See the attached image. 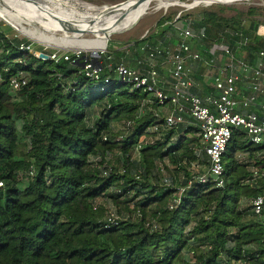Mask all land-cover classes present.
Here are the masks:
<instances>
[{
	"label": "trees",
	"instance_id": "trees-1",
	"mask_svg": "<svg viewBox=\"0 0 264 264\" xmlns=\"http://www.w3.org/2000/svg\"><path fill=\"white\" fill-rule=\"evenodd\" d=\"M183 23L160 20L141 41L163 40ZM192 23L207 32L199 48L204 57L220 43L238 51L236 33L252 38L247 55L264 49L256 35L262 21L248 28L204 13ZM6 35L0 22V264H264V212L255 215L242 204L263 193L264 179L250 180L264 161L246 132L233 134L223 188L195 183L187 189L199 162L198 129L188 123L167 129V111L155 95L117 79L115 68L130 56L41 60L20 50L30 41ZM86 59L101 64L99 81L86 76ZM13 78L26 85L14 90ZM198 89L191 92H214ZM113 156L120 167L111 166ZM207 161L204 156L200 164ZM160 164L176 176H166ZM159 175L164 186L150 179L160 182ZM102 200L127 218L120 214L111 224L113 212L107 215Z\"/></svg>",
	"mask_w": 264,
	"mask_h": 264
},
{
	"label": "built area",
	"instance_id": "built-area-1",
	"mask_svg": "<svg viewBox=\"0 0 264 264\" xmlns=\"http://www.w3.org/2000/svg\"><path fill=\"white\" fill-rule=\"evenodd\" d=\"M178 20L180 18L175 22ZM177 33L178 43L173 46L160 42L155 45L147 41H141L139 44L129 43L124 50L128 53L132 51L137 55L138 68L133 69L123 63L118 65L114 72L120 82L129 83L134 89H144L155 95L161 108L167 111L165 125L167 129L187 123L198 129L199 147L195 148V155L199 162L192 164L193 174L187 189L193 187L195 183H211L216 188H223L225 185L223 160L236 130L246 132L250 143L262 148L260 156L264 161V121L257 114L250 112V108L255 106L264 94V49L255 53L256 64L252 66L237 55L240 50L252 44V38L242 33L231 32L239 38L238 51L234 52L225 43L215 44L210 49V53L220 50L225 60L214 57L205 58L198 48L203 47L200 41L207 38L205 29L195 31L192 20L187 19L177 28ZM256 35L264 39V23L258 25ZM15 38L18 36L16 35ZM105 49L90 57L99 59L103 55L106 56L108 53L103 52ZM20 50L29 52L41 60L45 59H42L40 55L46 54L49 56L47 60L56 62L62 59L71 61L73 57L81 59L83 56V53L69 55L38 51L34 43L29 45L23 43ZM163 58L165 60L161 61ZM221 61L222 65H218L217 63ZM165 64L168 65L166 69H163ZM197 64L214 68L212 87L214 92L211 94L197 96L191 92L193 88H197L193 74ZM83 65L87 77L95 81L100 80L102 71L100 63L93 64L86 59ZM163 72L168 74L163 75ZM246 73L252 74L249 93L239 98V86L244 82ZM162 75L167 79L162 78ZM110 82V78H107L106 83ZM25 85L26 81L16 78L10 82L14 90H20ZM161 85L163 87L160 88ZM186 116L190 117V122ZM153 130L157 131V127ZM146 142L144 137L140 140V145L136 148L137 155L141 145ZM204 156L208 158V161L206 164H200ZM159 168L161 172H165V164H160ZM252 173L250 183L264 179V169L261 167H254ZM108 174L109 171L105 170L104 175L108 176ZM137 179L140 180V176H137ZM165 183L169 186L172 182L166 178ZM3 186L4 183L0 181V187ZM262 189L263 193L250 202L255 215H262L264 212V185ZM184 190L183 188L182 191ZM119 220L121 218L114 212L109 218L111 224H117Z\"/></svg>",
	"mask_w": 264,
	"mask_h": 264
},
{
	"label": "rangeland",
	"instance_id": "rangeland-1",
	"mask_svg": "<svg viewBox=\"0 0 264 264\" xmlns=\"http://www.w3.org/2000/svg\"><path fill=\"white\" fill-rule=\"evenodd\" d=\"M35 1V0H34ZM41 1V0H40ZM46 1L47 0H42ZM84 4L79 3V0L77 2H74L73 0H52L48 1L51 3H55L58 5L64 4V5H72L76 9H78L81 12L85 13H94L92 11H111L110 9H105V7L109 8V6H113L116 4L124 3L122 6L126 5L129 1L128 0H80ZM37 2H39L37 0ZM179 2H182L178 6L171 7L167 9H160L157 10L154 7H152L143 17L137 22H132L127 24L124 27L119 28L108 40L107 43L103 44L106 49L103 51L104 53H118L124 51L123 54L126 56H130V60H127V58L123 59V62L129 65L130 63L134 65L137 55L135 53L126 52L124 49L129 43H135L140 42L144 37L150 36L151 34H154L157 30V24L160 20H166V19H172L174 22L180 18L183 21L186 19H196V17H201L202 14H211L214 15L217 19L222 21H231L236 20L242 23L246 27H250L252 21H262L264 22V0H231L232 3H224L227 1H219V0H206L203 2L196 3L194 0H179ZM60 3V4H59ZM201 3V4H200ZM199 4V5H198ZM197 5V6H195ZM121 6V7H122ZM37 10V8H35ZM6 10H10L12 15L15 16L16 20L11 21L10 18L6 19L0 17V22L3 23V28L5 32L7 33L6 36L8 37H15L16 35L20 38L28 39L32 43H34L35 48H38L39 51H46L47 53H68L70 54H77V53H83L84 55H90L93 56L95 53L90 49H80V48H73V47H65L63 46L62 39L65 37L63 33H53L49 34L45 31L40 25H38L36 22L31 21L29 18H21L18 16V14L12 10L6 3L0 1V11L6 12ZM31 12L34 11L31 7ZM253 12L254 14H250ZM250 14V15H249ZM238 15L240 17V20H238ZM192 20V21H193ZM16 22L19 23L20 26L25 28V31H31L35 33V36H31L27 34V32L20 31L16 27ZM27 22V23H26ZM15 24V25H14ZM14 25V26H13ZM19 27V26H18ZM117 28V26H116ZM116 28L114 30H116ZM18 30V31H17ZM68 32V35H72V32ZM45 35L46 37H52L57 39L59 45H55V42L50 43L47 41H39L37 40L38 36ZM60 36V37H59ZM90 38V39H89ZM83 39L92 41L95 39V37L91 34H85ZM41 42V43H40ZM125 43V44H124ZM112 44V50L109 49V47ZM70 48V49H68ZM200 48V46L198 47ZM100 53V52H98ZM128 53V54H127ZM123 56V57H125ZM128 61V62H126ZM168 64H165L163 69H166V66ZM130 66V65H129ZM164 75V74H163ZM161 76L164 79H167L165 76ZM167 75V74H166ZM114 127L116 129V132H122V124L115 123ZM149 140V139H148ZM156 138H151L150 141H154ZM135 161L139 159V155L134 154ZM111 166L113 168L120 167V162L118 161L117 156H113L111 159ZM172 173V172H170ZM167 169H165V175L170 177L171 179L173 176H176L174 174H170ZM163 175V174H161ZM161 175L160 180H161ZM151 181L153 183L159 184L160 186H164L161 180L160 182H157L156 179L150 177ZM102 206L107 209V215L111 214L112 212L118 214V216L121 214L122 218H127V212L125 210L116 208H112L111 204L108 203L105 200H102L99 202ZM244 207H250V201H244L243 203ZM111 211V213H110ZM120 217V216H119ZM121 218V217H120Z\"/></svg>",
	"mask_w": 264,
	"mask_h": 264
},
{
	"label": "bare ground",
	"instance_id": "bare-ground-1",
	"mask_svg": "<svg viewBox=\"0 0 264 264\" xmlns=\"http://www.w3.org/2000/svg\"><path fill=\"white\" fill-rule=\"evenodd\" d=\"M0 1L6 3L12 10H14L18 14L19 17H26L31 21L36 22L49 34L63 33L65 35V37L62 39L63 46L80 48L82 50L90 49L94 53H98L101 50L105 49L106 47L103 44L107 43L109 38L119 28L124 27L132 22L136 23L137 20L142 15L146 14L152 7L160 10L167 9L169 8V6H178L182 3L179 2V0H128L129 2L126 5L122 6L119 10H116L113 13L111 11L101 10L92 11L94 13H85L79 11L72 5H58L48 2L52 0H47V2L42 0H38L39 2H37V0H35L36 2L34 0ZM194 1L196 3H199L206 0ZM219 1H227L224 3L228 4L232 3L231 0ZM34 2L36 4H34ZM31 7L34 11L36 10L35 8H37L36 12H31ZM105 9L109 8L105 7ZM0 17L1 19L4 18L6 20L10 18V20L13 22L14 20H16L15 16L12 15L10 10H6V12L0 11ZM61 21L67 23L68 25H71L72 27L81 29L83 33L80 32L73 33L71 36L68 35V32ZM14 27L19 29L20 31L27 32V34L31 36H35L34 32L28 30L25 31V28L20 26L17 22ZM115 28L116 30H114ZM85 34H91L95 37V39L92 41L85 40L83 39ZM36 38H38L37 40L39 41H47L50 43L55 42V45L60 44L58 43L57 39L54 38V36L48 38L45 35H40Z\"/></svg>",
	"mask_w": 264,
	"mask_h": 264
},
{
	"label": "crops",
	"instance_id": "crops-1",
	"mask_svg": "<svg viewBox=\"0 0 264 264\" xmlns=\"http://www.w3.org/2000/svg\"><path fill=\"white\" fill-rule=\"evenodd\" d=\"M180 26L181 25L175 26L176 33L175 34H172L171 32L168 33L167 37L163 40H161V39L150 40V41L147 40V42H150V44H155V45H157L159 42L164 43V44L169 45V46L176 45L178 43L177 28ZM209 51H210V49L208 50V53L206 56L207 58L214 57V58H221L222 61L225 60V58L222 54V51L214 50L212 53H210ZM237 55L239 57H242L243 59H245V61H247L252 66H254L256 64L255 54L254 55H250V54L247 55L246 51L244 49H242L237 53ZM164 60H165L164 58L161 59V61H164ZM222 61L217 63V64L222 65V63H223ZM135 66L136 65L131 66V68L135 67ZM136 68H138V67H135V69ZM213 71H214V68H212V67H203V66L198 65V64L194 67V73L193 74H194V77H195V80L197 83V88H199L198 90L200 92L204 91V90L207 93H210V91L212 92L211 88L213 87ZM163 74L165 75L168 73L163 72ZM251 75H252L251 73H246L244 82L239 86V98H243L246 95H248L249 86H250V83L252 81ZM261 83H262V81H261ZM263 85H264V81H263ZM250 112L257 114L260 117V119L264 121V94L258 99L256 105L250 108Z\"/></svg>",
	"mask_w": 264,
	"mask_h": 264
},
{
	"label": "water",
	"instance_id": "water-1",
	"mask_svg": "<svg viewBox=\"0 0 264 264\" xmlns=\"http://www.w3.org/2000/svg\"><path fill=\"white\" fill-rule=\"evenodd\" d=\"M73 1H74V2H77L78 0H73ZM35 2H36V1H35ZM35 2H34V4H36ZM79 3L84 4V3L81 2L80 0H79ZM124 3H126V2H124ZM124 3H120V4L113 5V6H109V9H110L111 12L113 13V12H115L116 10H119V9L121 8V6H122ZM144 15H145V14H144ZM142 17H143V15L137 20V22H138ZM137 22H136V23H137ZM61 23L63 24V26L66 28L67 31H70V32H72V33H80V32L83 33V31H81V29H78V28L72 27L71 25H68L67 23H65V22H63V21H61ZM40 57H41L42 59H45V60L49 59V56L46 55V54H41Z\"/></svg>",
	"mask_w": 264,
	"mask_h": 264
}]
</instances>
